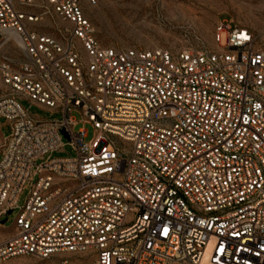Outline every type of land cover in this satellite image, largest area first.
<instances>
[{"label": "built area", "instance_id": "obj_1", "mask_svg": "<svg viewBox=\"0 0 264 264\" xmlns=\"http://www.w3.org/2000/svg\"><path fill=\"white\" fill-rule=\"evenodd\" d=\"M97 1L0 0V219L30 187L0 264H264V48L104 47Z\"/></svg>", "mask_w": 264, "mask_h": 264}, {"label": "rangeland", "instance_id": "obj_2", "mask_svg": "<svg viewBox=\"0 0 264 264\" xmlns=\"http://www.w3.org/2000/svg\"><path fill=\"white\" fill-rule=\"evenodd\" d=\"M93 27L94 36L104 47L166 49L177 52L183 49L218 50L225 46L222 35L219 45L215 42L216 25L219 20L229 21L232 25L246 28L253 36L254 43L264 48V0H98L87 11ZM52 26L53 23H47ZM52 31V29H48ZM4 51L11 57H22L13 38L5 45ZM1 87V85H0ZM28 107V102H22ZM31 115L39 118H56L38 106L29 107ZM79 121L77 111L71 113ZM78 123L75 130L81 127ZM88 135L92 129L85 125ZM10 132L4 119H0V144ZM63 142L66 140L63 139ZM72 154L70 146L62 151L53 152L51 157ZM36 177L33 179V182ZM30 192L25 185L19 195L17 208L0 219V240L13 230V223ZM5 220L4 223H1ZM71 257L62 253L56 258ZM49 261L31 256H19L2 264H49Z\"/></svg>", "mask_w": 264, "mask_h": 264}, {"label": "water", "instance_id": "obj_3", "mask_svg": "<svg viewBox=\"0 0 264 264\" xmlns=\"http://www.w3.org/2000/svg\"><path fill=\"white\" fill-rule=\"evenodd\" d=\"M10 213V211L8 212V214ZM5 220H2L1 223H4Z\"/></svg>", "mask_w": 264, "mask_h": 264}, {"label": "crops", "instance_id": "obj_4", "mask_svg": "<svg viewBox=\"0 0 264 264\" xmlns=\"http://www.w3.org/2000/svg\"><path fill=\"white\" fill-rule=\"evenodd\" d=\"M2 144H0V147H1ZM13 231V230H12Z\"/></svg>", "mask_w": 264, "mask_h": 264}]
</instances>
